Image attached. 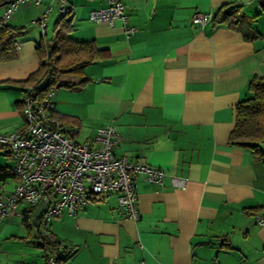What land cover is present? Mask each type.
<instances>
[{
  "label": "crops",
  "instance_id": "0c3cea01",
  "mask_svg": "<svg viewBox=\"0 0 264 264\" xmlns=\"http://www.w3.org/2000/svg\"><path fill=\"white\" fill-rule=\"evenodd\" d=\"M120 1L135 28L128 36L119 20H89L103 0H67L69 36L93 41L100 55L85 67L80 89L59 86L51 100L72 140H91L98 127L112 125L120 138L115 155L143 159L184 185L138 176L136 220L115 196L52 218L48 231L67 254L62 264H264V222L257 220L264 216V160L228 143L236 104L250 95V79L264 76V0ZM48 3L21 4L6 23L19 31L16 58L0 61V133L24 126V80L39 67L37 20ZM222 6H240L236 29L190 22ZM59 16L54 2L47 34ZM260 146L264 151V140ZM15 183L0 180V191ZM29 209L21 203L0 223V264H46L33 212L25 220Z\"/></svg>",
  "mask_w": 264,
  "mask_h": 264
},
{
  "label": "built area",
  "instance_id": "2783aa9c",
  "mask_svg": "<svg viewBox=\"0 0 264 264\" xmlns=\"http://www.w3.org/2000/svg\"><path fill=\"white\" fill-rule=\"evenodd\" d=\"M43 0H9L0 15V28L21 4L39 5ZM103 7L92 9L89 20L114 26L121 21L126 36L135 28L128 24L127 6L120 0H103ZM56 2L60 14L67 12V0H49L45 12L37 20L41 42L47 40V14ZM212 13L197 12L192 24L203 27L212 20ZM52 86L40 100H33L36 89L28 86L23 99V123L19 131L0 133V145L5 146L14 160L12 172L16 183L11 191H0V223L18 214L23 203L35 207L39 202L45 209L38 219L40 234L50 235L48 223L64 212L72 216L81 212L91 200L104 201L115 196L125 216L138 218L137 177L148 183L162 184L169 177L175 186H183L184 179L148 164L143 159L129 160L115 155L120 138L112 125L98 127L91 140L74 141L64 131L56 114L51 96ZM264 222V216H257ZM62 247V245L60 246ZM55 258H49L54 263Z\"/></svg>",
  "mask_w": 264,
  "mask_h": 264
},
{
  "label": "trees",
  "instance_id": "16d2710c",
  "mask_svg": "<svg viewBox=\"0 0 264 264\" xmlns=\"http://www.w3.org/2000/svg\"><path fill=\"white\" fill-rule=\"evenodd\" d=\"M6 0H0V5ZM66 14H60L51 38L45 44L39 42L36 50L39 58L38 69L31 73L24 84L36 89L33 100L42 99L52 86H64L69 89H80L88 78L84 76V69L99 57V50L93 41H77L69 36L71 26L66 19ZM242 17L240 6H222L212 17L213 26L225 24L228 28L236 29ZM18 29L5 25L0 28V61H10L16 58L14 39ZM77 76L74 81H62L61 76ZM45 77L48 78L43 89H38L37 84ZM250 95L240 100L235 106V125L229 133L228 143L252 150L262 160L264 151L260 143L264 140V76H253L248 83ZM23 116V101L20 104ZM5 153L9 154L8 149ZM16 179L12 168L0 166V180ZM26 211L25 220L30 221L34 207ZM28 224V223H27ZM29 225V224H28ZM35 225H38L36 221ZM40 233V229H39ZM42 248L46 256V264H52L49 258H55L53 264H62L67 254L58 238L51 233L42 236ZM62 245V247H60Z\"/></svg>",
  "mask_w": 264,
  "mask_h": 264
},
{
  "label": "water",
  "instance_id": "95a60500",
  "mask_svg": "<svg viewBox=\"0 0 264 264\" xmlns=\"http://www.w3.org/2000/svg\"><path fill=\"white\" fill-rule=\"evenodd\" d=\"M48 78L45 77L43 80H41L38 84H37V88L38 89H43L46 82H47ZM45 204L43 202H39L33 209V215H32V223L35 224L37 219L39 218V216L42 214V212L45 209ZM40 243V241H39Z\"/></svg>",
  "mask_w": 264,
  "mask_h": 264
},
{
  "label": "rangeland",
  "instance_id": "374dc122",
  "mask_svg": "<svg viewBox=\"0 0 264 264\" xmlns=\"http://www.w3.org/2000/svg\"><path fill=\"white\" fill-rule=\"evenodd\" d=\"M52 37V30L50 28H48V34H47V39ZM0 152H5V149L1 148ZM14 162L13 159H11V157H5L3 154L0 153V163L3 164H12V161Z\"/></svg>",
  "mask_w": 264,
  "mask_h": 264
}]
</instances>
